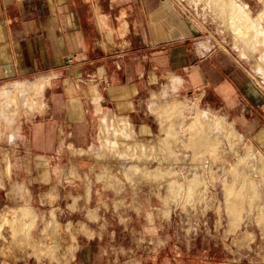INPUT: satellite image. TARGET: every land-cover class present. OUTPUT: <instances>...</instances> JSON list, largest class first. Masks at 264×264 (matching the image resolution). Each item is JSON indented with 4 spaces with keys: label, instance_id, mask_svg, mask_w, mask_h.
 Returning a JSON list of instances; mask_svg holds the SVG:
<instances>
[{
    "label": "rangeland",
    "instance_id": "374dc122",
    "mask_svg": "<svg viewBox=\"0 0 264 264\" xmlns=\"http://www.w3.org/2000/svg\"><path fill=\"white\" fill-rule=\"evenodd\" d=\"M172 1L196 34L194 60L196 53L201 58L208 49L217 52L215 63L226 66L231 75L235 70L247 75L264 94V79L256 64V57L264 52L244 57L233 33L219 25L216 12L207 2ZM236 1L254 18L264 13V0ZM124 7L122 0L104 2V9L113 13ZM201 41L207 50L199 45ZM178 70L179 75L185 73ZM169 77H156L138 106L132 108L130 140L149 144L123 140L120 150L102 144L98 134L103 113L123 114L130 107L110 110L101 104L94 107L93 103L88 113L90 142L77 138L81 144L75 147L70 143L58 153L34 150L25 155L20 150L22 154L18 155L27 157L23 162L11 159L17 143L5 137L8 144L1 147L9 156L12 170L3 173L5 181L0 177V211L6 210L10 216L8 221L0 219V264H264V222L256 206L264 201V171L253 177L255 194L251 202L242 192L248 175L246 160L252 154L256 158L264 155V148L250 135L254 128H247L251 113L245 106L246 98L240 100L238 94L222 98L214 86L205 85L175 92L171 85L176 81ZM47 81L40 77L19 82L23 84L18 86L17 107L25 113L14 112L15 131L18 119L23 121L29 110L41 109ZM22 85H28L31 96L32 104L27 106ZM35 86H41V92L35 91ZM168 89L171 93L162 97L163 90ZM1 92L2 88L0 98ZM9 100L8 105L15 108ZM151 104L161 106L160 112ZM263 106L260 111H264ZM217 116L234 123L237 135L204 130L202 124L208 128ZM105 124L113 127L114 123ZM9 128L0 121L4 136L13 132ZM112 134L117 141L121 129H113ZM200 136L207 146L193 142ZM158 139L162 144L152 143ZM150 145H155L153 150ZM142 146L147 150L141 151ZM134 148L140 155L137 162L121 158V151ZM134 163L138 170L132 168ZM19 164L27 166L17 168ZM258 165L255 160V170ZM107 169L114 170L115 176L106 185V178L99 173ZM45 171L48 175L42 177Z\"/></svg>",
    "mask_w": 264,
    "mask_h": 264
},
{
    "label": "crops",
    "instance_id": "0c3cea01",
    "mask_svg": "<svg viewBox=\"0 0 264 264\" xmlns=\"http://www.w3.org/2000/svg\"><path fill=\"white\" fill-rule=\"evenodd\" d=\"M105 1L0 0V88L40 77L48 79L41 95L44 104L41 109L27 111L23 121L18 119L17 131L13 129L14 112L19 114L23 109L3 105L0 98V121L13 131L4 136L0 129V177L12 170L8 167L9 156L1 147L8 144L5 137L17 143L11 159L23 162L27 160L25 155L35 151L58 153L70 143L81 144L77 138L90 142L87 130L91 129L88 113L92 103L110 110L130 107L123 114L103 113L98 134L102 144L110 145L114 142L112 130L121 129L116 142L125 144L124 136L133 133L132 108L138 106L143 92L161 74H169L173 81L181 77L178 89L214 86L219 97L238 94L240 100L246 98L245 106L251 113L247 128H254L250 135L255 137V144L264 148V111L259 110L264 94L247 75L236 70L231 75L226 66L215 63L213 59L219 54L209 50L203 41L199 45L209 53L201 58L196 53L194 60L196 34L172 0H122L126 7L115 13L104 9ZM179 68L185 73L179 75ZM27 87L24 85L26 106L31 103ZM168 92L171 93L169 89ZM161 96L167 93L163 90ZM151 107L160 112L161 106ZM109 122L114 123L113 127L105 124ZM153 142L162 144L161 139ZM19 151L25 155H18ZM4 160L7 169L3 168ZM44 174L42 177L48 171ZM99 175L106 178V185L108 178L112 182L115 176L111 169L101 170Z\"/></svg>",
    "mask_w": 264,
    "mask_h": 264
},
{
    "label": "bare ground",
    "instance_id": "6f19581e",
    "mask_svg": "<svg viewBox=\"0 0 264 264\" xmlns=\"http://www.w3.org/2000/svg\"><path fill=\"white\" fill-rule=\"evenodd\" d=\"M195 1H205L208 4V7H210L211 11H215L217 14V18L219 21V25L225 29H228L233 33V40L235 41V45L241 49V54L245 55L244 57L251 55H255V53L259 50L264 52V13H262L258 17H253L249 10L245 9L244 5L236 0H195ZM255 58V57H254ZM256 64L257 68L259 69L261 77L264 79V53L257 58L256 57ZM182 78L179 77L176 79L175 84H172V90L177 91L179 85L181 84ZM19 84V85H17ZM23 83H12L7 85L4 89H2V97L1 102L3 105L9 104L11 101L9 99H12V102L15 104V106L18 105V97L20 95V86ZM37 85V84H36ZM22 85L21 87H23ZM35 91L39 89L38 92H41L42 87L41 86H35ZM168 92L165 90V93ZM175 100V99H174ZM173 100V101H174ZM168 102V101H167ZM174 103V102H173ZM167 107V106H165ZM174 107H176V103H174ZM174 109V108H173ZM16 110V109H15ZM214 122L211 123L208 128L202 124L204 130H208L209 128L212 129H218L224 131V134L228 133H235V126L234 123H232L229 119L226 117L217 116ZM132 137V134L125 135L124 141L127 142ZM239 139H241L240 136H238ZM199 139V138H198ZM131 139V144H135ZM206 139L200 136V140L194 139L193 142L199 144V147L201 145L207 146ZM124 142V143H125ZM119 143L114 140V142L111 144L110 147L115 148L116 150H120ZM155 145H150V149L153 150ZM73 147V146H72ZM147 150L146 147L142 146L141 151ZM237 152L240 151V148L236 150ZM136 149L134 148L131 151H121V155L123 159H133L137 162V160L140 158V155H136ZM251 154V153H250ZM253 157H249L248 160H246L247 164V178L244 185V190L242 191L244 195L248 198L249 202H251V199L253 197L254 193V183H253V177L257 175L262 170L264 171V155L261 153L257 158L255 155L252 154ZM161 159H167L166 157H162ZM169 160V159H167ZM255 160L258 165V170L254 169L255 166ZM262 164V165H261ZM134 170H138V164L134 163L133 167ZM110 179L108 178L107 184H109ZM256 186V185H255ZM256 192V190H255ZM257 193V192H256ZM254 201V199H253ZM252 201V202H253ZM247 202V201H246ZM256 206L259 210V215L264 222V201L257 202ZM0 219L4 221H8L10 219V216L8 215V211H0ZM8 219V220H7ZM12 220V219H11ZM10 220V221H11ZM1 221V220H0ZM9 221V222H10ZM14 221H12L13 223ZM11 223V222H10ZM3 224V223H2ZM1 224V225H2ZM87 234H90V231L86 230Z\"/></svg>",
    "mask_w": 264,
    "mask_h": 264
}]
</instances>
